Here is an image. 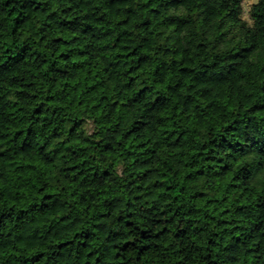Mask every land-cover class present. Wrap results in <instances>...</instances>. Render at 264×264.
I'll return each mask as SVG.
<instances>
[{"label": "trees", "instance_id": "16d2710c", "mask_svg": "<svg viewBox=\"0 0 264 264\" xmlns=\"http://www.w3.org/2000/svg\"><path fill=\"white\" fill-rule=\"evenodd\" d=\"M243 12L0 0V264H264V0Z\"/></svg>", "mask_w": 264, "mask_h": 264}, {"label": "rangeland", "instance_id": "374dc122", "mask_svg": "<svg viewBox=\"0 0 264 264\" xmlns=\"http://www.w3.org/2000/svg\"><path fill=\"white\" fill-rule=\"evenodd\" d=\"M258 0H243V17L250 22L249 17V10L253 3L257 2ZM162 16V13H154L155 19H158ZM168 23L178 29L181 26V21L175 19L174 17H168L167 18ZM201 57L203 59H207L208 55L205 51H201ZM189 62V58L187 54L185 53H176L173 55V57L168 60L164 64L165 71L173 70L179 66H183ZM38 63L31 57L27 56L24 60L21 62L16 63L12 68L8 69L7 72H14L17 70H20L21 72H26L31 68H38ZM210 83L209 85L202 91V95L206 98H212V97H223L226 91L227 86V80L224 73L219 72L216 73V71H210ZM22 103L28 104L29 101L27 99H21ZM5 100L0 99V105L4 104Z\"/></svg>", "mask_w": 264, "mask_h": 264}]
</instances>
